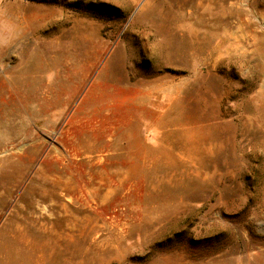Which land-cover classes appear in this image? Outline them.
<instances>
[{"label":"rangeland","instance_id":"obj_1","mask_svg":"<svg viewBox=\"0 0 264 264\" xmlns=\"http://www.w3.org/2000/svg\"><path fill=\"white\" fill-rule=\"evenodd\" d=\"M0 264H264V0H0Z\"/></svg>","mask_w":264,"mask_h":264}]
</instances>
